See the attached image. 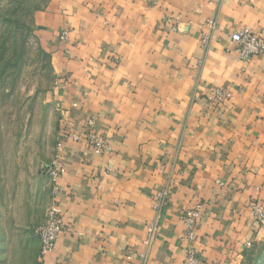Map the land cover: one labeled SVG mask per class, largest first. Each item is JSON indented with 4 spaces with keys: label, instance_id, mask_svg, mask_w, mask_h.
<instances>
[{
    "label": "crops",
    "instance_id": "crops-1",
    "mask_svg": "<svg viewBox=\"0 0 264 264\" xmlns=\"http://www.w3.org/2000/svg\"><path fill=\"white\" fill-rule=\"evenodd\" d=\"M242 27L264 38V0H58L40 14L55 104L74 126L94 119L112 149L98 155L69 140L57 154L66 231L45 264H125L147 247L152 224L147 264H185L181 214L199 202L201 264L257 258L264 56L239 59L231 35ZM214 88L230 99L211 103ZM165 186L168 206L156 211Z\"/></svg>",
    "mask_w": 264,
    "mask_h": 264
},
{
    "label": "rangeland",
    "instance_id": "rangeland-1",
    "mask_svg": "<svg viewBox=\"0 0 264 264\" xmlns=\"http://www.w3.org/2000/svg\"><path fill=\"white\" fill-rule=\"evenodd\" d=\"M57 1L0 0V264L41 263L35 229L52 204L47 170L65 119L39 23ZM257 254L248 264H264Z\"/></svg>",
    "mask_w": 264,
    "mask_h": 264
},
{
    "label": "built area",
    "instance_id": "built-area-1",
    "mask_svg": "<svg viewBox=\"0 0 264 264\" xmlns=\"http://www.w3.org/2000/svg\"><path fill=\"white\" fill-rule=\"evenodd\" d=\"M213 26L214 23L211 21ZM68 35L63 33L60 36L61 41H66ZM232 43L235 51L241 61L250 63L260 56H264V38L253 33L249 27H242L234 31L231 35ZM209 43V36H205L202 40L203 47ZM231 97L230 91L225 88H214L208 93L207 99L213 104H221L228 101ZM72 140L74 142H86L98 155L111 152V147L107 139L95 130L94 119H89L83 125L74 126L70 122H63L59 133V159L63 157L66 148V142ZM64 175V166L60 164L58 158L48 167L47 176L52 183V204L48 210L46 220L35 229L36 237L40 245L41 263L45 264L48 255L53 253L62 234L66 231V224L63 212V195L64 188L60 181ZM169 187L165 186L154 197V209H160L168 206ZM203 205L196 203L193 207L185 209L181 214V220L185 226V234L182 241L185 243V264H201L196 256L195 242L197 239V225L202 216ZM251 215L253 220L260 226H264V206L255 203L251 207ZM157 233L156 224L148 227V238L146 240V248L134 258L132 253L126 256L125 264H147L148 247H150ZM136 256V255H135Z\"/></svg>",
    "mask_w": 264,
    "mask_h": 264
}]
</instances>
